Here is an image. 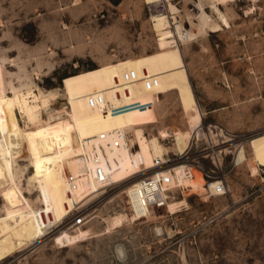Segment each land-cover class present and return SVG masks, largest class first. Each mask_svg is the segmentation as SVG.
<instances>
[{
    "label": "rangeland",
    "instance_id": "1",
    "mask_svg": "<svg viewBox=\"0 0 264 264\" xmlns=\"http://www.w3.org/2000/svg\"><path fill=\"white\" fill-rule=\"evenodd\" d=\"M144 1L0 0V96L19 98L5 139L13 181L27 202L0 165V260L264 264V0L217 4L229 25L220 21V29L179 48H164L165 36L159 47L155 32L166 30L165 17L149 19ZM198 1L171 0L185 16L194 15ZM126 69L136 80L123 94ZM143 76L156 85L145 89ZM96 92L102 109L87 104ZM136 129L157 157L175 155L169 166L213 170L224 193L205 197L202 188L187 187L170 200H180L177 211L160 208L136 219L124 182L84 205V224H68L79 201L72 191L66 195V172L81 171V152L103 147L119 156L113 179L134 177ZM118 213L129 219L106 229ZM61 232L79 241L57 244Z\"/></svg>",
    "mask_w": 264,
    "mask_h": 264
},
{
    "label": "built area",
    "instance_id": "2",
    "mask_svg": "<svg viewBox=\"0 0 264 264\" xmlns=\"http://www.w3.org/2000/svg\"><path fill=\"white\" fill-rule=\"evenodd\" d=\"M147 17L151 19L153 16L162 14L165 17V39L168 45L180 47L183 43L191 38L188 35L187 29L190 26L191 14L185 16V13L180 8L176 7V11L171 12L168 9L167 0H150L144 1ZM178 24V28L175 25ZM123 84L121 90L123 94H128V87L136 80V74L132 69H126L121 72ZM142 82L145 89H149L156 85L155 77H142ZM116 83H118L116 81ZM118 94V91L115 90ZM87 104L90 107L102 109L104 107L103 98L100 93H94L87 96ZM104 134L100 133L98 139H104ZM81 171L78 174L66 172L65 181L68 186L67 194L70 195L71 190H75L84 182H93L97 187V193L92 197H86L78 202L75 207L69 212V217L66 222L68 224L81 226L88 217L86 212L89 201L94 202L107 192L115 190L124 182L127 184L130 200L135 202L136 211L141 214L143 212H153V210L165 208L166 202L175 200L177 196H182V192L187 190L182 184V178H190V167L196 169L202 178L206 181L202 185L201 196L211 197L224 193L225 184L216 175L204 170L200 164L183 165L180 172H177L169 163L173 160L167 153L162 157H153L149 164H145L141 156L133 151L131 155V163L137 174L127 180H115L112 178V172L119 163V156L114 155L109 157L102 147L98 152L80 153ZM5 259V258H4ZM0 260V264H8L7 260Z\"/></svg>",
    "mask_w": 264,
    "mask_h": 264
},
{
    "label": "bare ground",
    "instance_id": "3",
    "mask_svg": "<svg viewBox=\"0 0 264 264\" xmlns=\"http://www.w3.org/2000/svg\"><path fill=\"white\" fill-rule=\"evenodd\" d=\"M225 1L226 0H199L198 1L194 15H191L193 17L195 16V18L197 19L196 23H195L196 25H195V27H192L191 25H193V24L190 23L191 25L188 28L186 27L188 35L190 38H192L198 34H202L203 32H204V34H206L205 32L207 29L211 30V31H216V30L220 29V27H221L220 21L225 26L229 25L225 14L217 6V4L225 2ZM205 3H207V6H209V8L217 15L218 20L211 21L210 15L207 14L206 11L204 10L203 4H205ZM167 5H168V9L171 12L176 11V7L171 2V0H167ZM178 26H179L178 24L175 25L176 28H178ZM166 32H167V29L163 30V32H160V33L155 32L158 36L157 41H158L159 47H163L161 40L165 36ZM164 40L166 42L165 38H164ZM174 47L179 48L178 46H170L166 42V47H164V48H174ZM15 103L19 105V98H16V97L15 98H9L6 96H0V165L3 169V171L5 172L6 176L10 180L11 184L14 186L15 190L17 191L18 195H20L24 199L25 203H27L25 198L23 197L22 193L18 189L17 185L13 181V178H12V152H11V148H10L9 144L7 143V141L5 139V134H8L9 139L11 138L10 111H11L12 106ZM21 103H22V101H21ZM3 139L5 140V144L2 143ZM135 139H136L138 146H139V152H137V153L141 156V158L143 159L145 164H149L150 160L153 157H157L156 154H158V152H156V146L153 143L149 142V140L145 136V133L142 129H136L135 130ZM133 148L134 147L132 146L131 149H133ZM165 153H169V152H165ZM162 156H159V157H162ZM182 167H183V165H180L178 167H174V169L177 172H180ZM194 172H195V169H193V167H190L191 177L190 178H182L183 186L188 187V189L194 190V189L202 188L204 180H203L202 176L200 175V173L198 176H196L194 178L193 177ZM78 173L79 172H76L74 174H78ZM136 174H137V172H136ZM66 187H67L66 189L68 191L67 184H66ZM67 191H66V195H68ZM71 191L74 193L76 199L79 202L81 200L85 199L86 197H88V198L92 197V195L97 193V189H96L95 184L93 182H84L78 188H76L75 190H71ZM71 191H70V194H71ZM126 193L129 196V191L127 190V186H126ZM88 198H87V200H88ZM169 202H172L173 204H168ZM129 203H130V207L133 211L130 215H134L136 217V219L140 218L141 214H139L136 211L135 204H134L135 202H133V200L132 199L130 200V198H129ZM175 203H177V204L175 205ZM180 205H181L180 200L168 201V202H166L165 208L168 210V212L173 213V212L177 211L176 209ZM33 215H34V217H36V215L34 213H33ZM147 215H149V212L144 211L142 216H147ZM128 219H129V216L127 214H124V213H118L116 215H113L109 218L108 225H107L106 229H110V228H114L116 226H119L122 222L127 221ZM44 234H45V232L40 229L38 236H42ZM77 241H79V239L76 236L68 234L66 232H61L55 236V242L57 244H60L61 246H67V245L73 244Z\"/></svg>",
    "mask_w": 264,
    "mask_h": 264
}]
</instances>
